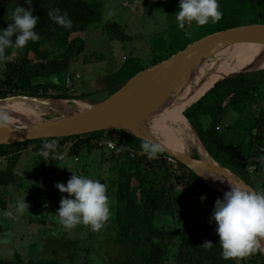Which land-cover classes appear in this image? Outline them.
<instances>
[{
	"label": "trees",
	"instance_id": "obj_1",
	"mask_svg": "<svg viewBox=\"0 0 264 264\" xmlns=\"http://www.w3.org/2000/svg\"><path fill=\"white\" fill-rule=\"evenodd\" d=\"M152 1L155 0H146L145 3ZM218 2L222 19L215 24L200 26L201 39L243 29L249 24L264 26V0ZM17 6L29 7L25 0H0V29L6 30L12 23V12ZM31 7L34 15L40 18L36 31L41 39L29 42L23 49H8V59L0 78V101L15 97L75 101L96 96L105 90L114 94L132 77L148 69L131 64L123 72L106 77L102 89L82 93L69 86L63 92L53 78L69 72L73 61L87 53L90 39L84 37L87 35L89 38L91 28L103 22L102 14L88 0H32ZM157 7L172 24L179 11V0H157ZM54 9H60L61 14L67 13L73 22L71 30L55 24L48 17L47 13ZM107 27L116 36L115 39L125 40L120 26L112 23ZM178 28L171 26L168 31V55L158 57L150 67L170 59L194 43L188 39L187 26L179 28L177 33ZM11 56L15 59L9 60ZM257 95L263 98L262 105L257 115L248 118L245 115L251 105L258 102ZM232 113L237 114L238 119L235 124L226 125L225 120ZM184 117L193 126L210 156L255 190L250 168H255L253 173L257 176L264 172V162L260 161V157H264V71L224 81L187 109ZM206 118L210 119V125L205 127L203 120ZM229 134H235V139L229 138ZM52 140L0 146V188L16 184L22 187L18 173L22 149L36 147L40 152L42 145ZM54 140L58 144L56 152L47 159L39 155L36 173L42 174L47 166L56 170L62 160L80 159L85 152L89 155L96 149L104 152V146L109 148V141L117 144V151L107 155L106 159L116 164L118 172L113 181V191L110 190L115 207L111 217L114 231L105 235L109 252L115 256L104 264H264L260 249L242 259L223 258L217 225L197 220L196 211L190 208V203L191 197L197 194L201 205L208 207L212 203L215 208L217 199H223L224 195L209 187L186 166L177 161L171 163L170 157L163 151L158 158L149 159L141 148L145 141L125 130ZM178 189L188 192L182 218L179 217ZM205 196L207 199L202 200ZM42 204L37 199L35 208L39 209ZM164 215L177 221L170 228L158 226L156 221ZM88 228L84 227V230ZM95 233L91 231L90 236ZM206 241L213 243L211 248L202 246ZM91 243L93 241L89 238L51 233L42 243V254L38 260L27 258L17 251L12 256H0V264H40V261L47 260V264H102L100 254L91 248ZM83 248L90 254L85 253ZM44 252H50V256H45Z\"/></svg>",
	"mask_w": 264,
	"mask_h": 264
},
{
	"label": "rangeland",
	"instance_id": "obj_2",
	"mask_svg": "<svg viewBox=\"0 0 264 264\" xmlns=\"http://www.w3.org/2000/svg\"><path fill=\"white\" fill-rule=\"evenodd\" d=\"M88 1L92 2L94 9L101 12L103 22L91 28L88 35L89 38H87V35L84 37L86 40L90 39L87 53L73 61L69 72L54 77L55 79L53 78L54 83L58 84L63 89V92L69 86L74 87L76 92L97 91L105 87L106 77L123 72L127 66L138 64L142 68H149L158 57L164 58L168 55L170 41L168 31L171 26L178 28V24L176 19L172 20L171 24L167 16L158 10L157 0L148 3H145L146 0ZM112 23L120 26L123 31L121 36L125 40L115 39L116 36L109 32L107 26ZM186 26L188 27V39L194 43L199 41L202 37L199 33L200 26L195 23L186 24ZM244 27L250 28L255 27V25L249 24ZM176 32H179V28ZM8 52L9 50H7L6 55ZM14 59L15 56H11L9 60ZM215 61V59L210 60L205 62L204 65H210ZM5 62H0V78L3 74ZM112 94L113 91L105 90L96 96L75 101H81V105L86 107L101 103ZM256 99L258 102L252 104L245 115L248 118H253L254 115H257L258 109L262 105L261 101L263 98L261 95H257ZM70 104L73 105V102H70ZM159 111V108H156L152 112ZM61 115L48 112L41 116V122ZM237 119L238 115L232 113L227 116L225 123L226 125H233ZM203 122L205 127L210 125L209 118L204 119ZM189 127L191 139H198L193 128ZM228 137L235 139L236 136L235 134H229ZM109 142L115 145V150H110L104 146V143L102 146L105 147L104 152L106 153L99 149H96L91 155L85 152L80 159L69 158L62 160L56 170L47 166L42 170V174L36 173V166L39 161L37 148L28 147L22 149V159L18 166V173L21 176L20 182L23 183V186L18 187L16 184L9 188H0V256H12L19 251L27 258L38 260L42 254V243L51 233L55 235H71L81 239H92L93 243L90 246L100 254L99 260L102 264L105 261H110L115 256L114 253L109 252L105 237L107 232L114 231V227H112L114 221L111 218L100 232H96L91 237L90 228L84 230L85 226L80 225L72 230L65 229L56 216L62 198L67 197V194L61 193L56 188V185L63 183L66 186L73 173L99 180L107 185V195L110 199L112 215H114V200L110 190L113 191V181L116 179L118 172L116 164L106 159H108L110 153L117 151L118 147L115 142ZM189 148L191 156L196 157L197 151L193 143L189 144ZM170 162L174 163L173 160H170ZM254 173H252V177L255 180V191L264 192V172L258 176ZM177 193L179 198V217L182 218L187 207L188 192L178 189ZM37 199L43 203L39 209L35 208ZM21 200H25L29 205V209L26 208L23 212L18 210V203ZM190 205V208L196 211L197 220L216 224L212 220L214 212L212 203L208 207H204L200 204L199 195L196 194L191 197ZM112 215L111 217H113ZM176 221L177 219L164 215L158 218L156 224L170 228L173 222ZM83 251L90 254L89 250L85 248H83ZM44 255L50 256V252H44ZM47 262L48 260L40 261V264H47Z\"/></svg>",
	"mask_w": 264,
	"mask_h": 264
},
{
	"label": "water",
	"instance_id": "obj_3",
	"mask_svg": "<svg viewBox=\"0 0 264 264\" xmlns=\"http://www.w3.org/2000/svg\"><path fill=\"white\" fill-rule=\"evenodd\" d=\"M246 49L259 51V53L264 54V26L243 28L214 34L201 39L170 59L138 73L116 93L101 103L77 109V111L72 113L62 114L61 116L32 126L0 128V146H13L38 140L80 137L104 131L125 130L139 139L160 145L163 152L171 160L177 161L192 170L209 187L223 195L228 191L223 189L221 185L209 181L201 171L204 170L214 174L226 188H230L229 184H239L247 189L254 190L245 184L236 174L234 176L224 167L205 162L200 156L196 158L176 152L157 141L150 134H141L136 126L138 118L142 115L141 113H144L145 116L149 114L151 116L153 109L166 110L178 103V101L170 98L157 107L152 106V110L149 112V103L167 90L170 91L174 83L194 66L199 63L204 64L219 56L231 54L236 50ZM226 80L229 79L223 78L217 81L208 92L190 105V107L209 95L218 85ZM19 99L31 101L54 100L15 97L1 100L0 102H14ZM190 126L193 128L191 124ZM259 249L264 256V241H261Z\"/></svg>",
	"mask_w": 264,
	"mask_h": 264
},
{
	"label": "clouds",
	"instance_id": "obj_4",
	"mask_svg": "<svg viewBox=\"0 0 264 264\" xmlns=\"http://www.w3.org/2000/svg\"><path fill=\"white\" fill-rule=\"evenodd\" d=\"M25 3L29 7L17 6L12 12V23L6 30L0 29V62L8 59V49H23L29 42L35 43L41 39L36 31L40 18L34 15L32 0H25ZM47 15L55 24L72 29V20L67 13L61 14L60 9L51 10ZM222 15L218 0H179L176 21L178 27L184 29L186 24L205 26L218 23ZM0 121L6 123L7 116L0 117ZM57 147L54 139L46 142L39 155L47 159L56 152ZM141 148L149 159L158 158V154L163 151L160 145L149 141L143 142ZM260 161L264 162V157H260ZM229 185L231 190L225 193L223 199L215 202L212 220L217 225L216 233L220 238L223 258L235 260L257 252L261 241H264V192L250 190L239 184ZM56 188L67 194L56 212L59 223L65 229L72 230L84 225L92 232H100L110 220L112 211L107 185L99 180L73 173L66 186L58 183ZM206 199V196L202 197V200ZM26 208L29 209L28 203L21 200L18 210L23 212ZM212 245V242L206 241L202 246L211 248Z\"/></svg>",
	"mask_w": 264,
	"mask_h": 264
},
{
	"label": "bare ground",
	"instance_id": "obj_5",
	"mask_svg": "<svg viewBox=\"0 0 264 264\" xmlns=\"http://www.w3.org/2000/svg\"><path fill=\"white\" fill-rule=\"evenodd\" d=\"M215 60L210 65L197 64L177 80L170 91L167 90L157 99L151 101L149 112L152 110V106L157 107L170 98L178 103L169 109L152 112L151 116L141 113L143 116L140 115L136 126L141 134H150L157 141L185 155H192L189 144L193 143L198 156L203 161L223 167L210 156L199 139H191L190 125L182 112L200 99L220 79L243 77L264 71V54L248 49L236 50L231 54L219 56ZM70 102H73V105ZM80 102L68 100L31 101L27 99L0 102V117L7 116L6 123L0 121V128L36 125L41 122V116L48 112L68 114L82 109L83 106ZM171 124L175 126L173 127ZM225 169L234 175L232 171ZM201 172L209 181L230 191V188H226L214 174L204 170Z\"/></svg>",
	"mask_w": 264,
	"mask_h": 264
},
{
	"label": "built area",
	"instance_id": "obj_6",
	"mask_svg": "<svg viewBox=\"0 0 264 264\" xmlns=\"http://www.w3.org/2000/svg\"><path fill=\"white\" fill-rule=\"evenodd\" d=\"M108 147L110 148V150H114L116 148L112 142L108 143ZM61 159H63V157H61ZM250 170L253 173L255 171V168L252 167V168H250Z\"/></svg>",
	"mask_w": 264,
	"mask_h": 264
}]
</instances>
